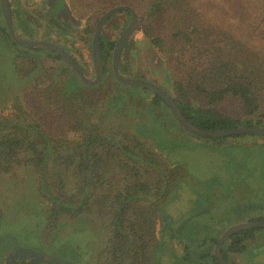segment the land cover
<instances>
[{"label": "rangeland", "instance_id": "rangeland-1", "mask_svg": "<svg viewBox=\"0 0 264 264\" xmlns=\"http://www.w3.org/2000/svg\"><path fill=\"white\" fill-rule=\"evenodd\" d=\"M25 1L33 10L22 9ZM87 1L69 0L71 7L61 8V0H57L53 10V0H41L47 3L43 8L36 7L38 0H15L13 8L16 25L22 29L36 27L32 19L38 15L36 9H40L41 19L49 14L54 16L58 28L65 32L62 38L67 37L66 50L71 52L70 45L79 47L78 58L85 64V73L93 77V31L85 33L83 24H95L99 14L87 10ZM190 3L203 41L227 50H248L253 62L264 68V0H190ZM128 19L125 11L111 15L101 29L102 38L115 41ZM139 36L134 29L126 41L119 61L120 72L166 86L167 73L161 57L149 41L144 38L138 41ZM19 50L22 48L0 31V112L8 111L19 97L26 95L34 78V73L20 77L15 72L13 61ZM29 51L43 55V50ZM204 61V57L198 59V63ZM103 76L94 84L78 81L77 89L68 88L63 95L54 90L51 96L67 107L62 119L64 136L70 135L69 126L78 128L95 123L105 131L137 137L156 152L161 162L181 168L171 191L160 203L163 219L154 248L155 264L189 261L203 264L206 258H198L196 251L204 249L211 235L230 224L264 217V135L213 139L192 134L178 124L164 104L150 103L152 93L148 89L124 84L110 73L104 79ZM50 131L57 134L56 128ZM257 137H262V141H257ZM22 152L18 156L23 158L12 162L10 170L0 171V249L16 252L19 258H12L15 264L24 263L25 259L20 257L24 247L46 252L65 264H93L96 252L106 240L97 201L92 200L90 208L74 216L61 215L56 226L48 228L44 218L47 197L41 189L40 169L27 159L30 153ZM44 173L49 181L57 180L51 158ZM64 180L68 188L74 178L67 173ZM256 229L258 238L251 239L252 249L264 242V227ZM253 251L241 256L249 257Z\"/></svg>", "mask_w": 264, "mask_h": 264}, {"label": "trees", "instance_id": "trees-1", "mask_svg": "<svg viewBox=\"0 0 264 264\" xmlns=\"http://www.w3.org/2000/svg\"><path fill=\"white\" fill-rule=\"evenodd\" d=\"M116 3L128 4L136 11L137 40L149 41L161 57L167 73L163 87L189 121L209 129L264 126V68L253 62L248 50H227L203 41L190 0H88L85 5L100 15ZM84 26L85 33L94 31L95 24L86 22ZM7 36L22 48L14 56L15 72L20 77L34 73V78L26 95L8 111L0 112V171L10 170L12 162L20 158L26 160L22 151L30 153L27 159L40 169L41 189L47 197L44 218L48 228L55 227L61 215L74 216L96 200L106 240L93 264H155L154 248L163 219L160 203L181 168L161 162L137 137L105 131L95 123L69 126L70 135L64 136L62 119L67 107L51 95L57 89L66 94L68 88L77 89L78 81H83L55 52L26 48ZM100 43L104 76L110 73L116 79L111 69L114 40L105 41L101 33ZM29 49L43 50V55H34ZM201 57L205 61L198 63ZM37 68L40 71H35ZM148 90L152 93L150 103H162L169 111L160 95ZM53 128L57 134L50 131ZM239 135L244 134L207 137ZM21 152L23 157L18 156ZM49 158L58 175L52 182L44 173ZM67 173L74 178L68 188ZM254 229L232 233L221 246L223 256L239 252ZM219 234L211 235L204 249L196 251L198 258H206L203 264H218L213 247ZM3 251L0 249V264Z\"/></svg>", "mask_w": 264, "mask_h": 264}, {"label": "water", "instance_id": "water-1", "mask_svg": "<svg viewBox=\"0 0 264 264\" xmlns=\"http://www.w3.org/2000/svg\"><path fill=\"white\" fill-rule=\"evenodd\" d=\"M0 6L3 14V18L8 30L10 37L20 46L26 48H44L49 49L56 54H58L70 67H72L75 72L78 74L80 79L86 84H94L101 80L104 73V64L101 54V43H100V34L101 29L105 21L113 14L118 11H125L129 14L128 23L122 29L118 37L115 39L112 53H111V69L117 80L127 85H135L145 87L152 90L153 92L160 95V97L165 101L167 107L174 117V119L180 124L184 129L189 131L192 134L204 136V137H218V136H228L234 134H251V135H264V126L263 125H239L234 127H223L216 129H209L200 127L191 121H189L183 113L180 111L177 106L174 98L168 93V91L162 87L160 84L151 81L149 79L135 77L130 75H124L119 70V61L121 57V52L126 41L134 31L137 24V15L134 8L125 3H118L102 12L95 22V28L92 33L91 39V59L92 67L94 71L93 77L88 76L83 70L80 63L71 55L65 48H63L58 43L47 40V39H34V38H24L20 36L13 24L12 11L10 8L9 0H0ZM252 227H264V218L253 219L246 221H239L227 226L217 237L214 247L213 254L216 258L218 264H232L229 262L221 252V246L224 241L234 232ZM23 254H20V257L23 256V264H65L62 261H59L55 256L50 255L46 252L35 250L32 248H21ZM16 255V256H14ZM12 258L17 259L16 252H12L11 249L4 250L1 255L2 264H15ZM11 259V260H10ZM19 264V263H18Z\"/></svg>", "mask_w": 264, "mask_h": 264}, {"label": "flooded vegetation", "instance_id": "flooded-vegetation-1", "mask_svg": "<svg viewBox=\"0 0 264 264\" xmlns=\"http://www.w3.org/2000/svg\"><path fill=\"white\" fill-rule=\"evenodd\" d=\"M56 1L57 0H53L54 4L51 5L53 10H56V8L54 7L55 3H57ZM14 3H15V0H9L10 8H11V11H12L13 24H14V27H15L17 33L20 36H22L24 38H34V39H47V40H51V41H54V42L58 43L63 48L67 49V47H68L67 45L68 44H66V42L68 40L65 39L67 37H65V38L63 37L62 38V35H64L65 32L64 31H61L60 28H58V24L59 23L56 21V18L54 16H52L51 14H49V17L48 18L41 19L42 14L39 13L40 9H36L38 15H34V17H32L33 21L36 24V27H33L32 26V28L29 27L28 29H26V28L22 29V28H20V27H18L16 25L17 18H16V14H15L14 8H13V4ZM23 3H24V5L21 6L23 10L27 11V9H32V8L29 7L28 2L25 1ZM35 5H37L36 6L37 8H39V6H41L40 8H43V7H45L47 5V3L46 2L41 3V0H38V2ZM63 7H67V8L68 7H71L69 0H61V8H63ZM69 10H70V8H69ZM0 17L2 18V22L0 21V31H1L2 34L6 33L8 35L9 33H8V30H7V27H6L4 18H3L1 6H0ZM83 26H84V24H83ZM78 48L75 45H74V47L72 45H70V51H71L70 53H71L72 56L75 57V59L80 63V65L82 66L83 70L85 71V69H86L85 64L78 58V55H80L79 54L80 51H79ZM78 230L80 231L82 229H78ZM225 258L229 262H231L232 264H241V263L237 262L235 260V258H233L232 256H230L228 254V252H227V256Z\"/></svg>", "mask_w": 264, "mask_h": 264}, {"label": "crops", "instance_id": "crops-1", "mask_svg": "<svg viewBox=\"0 0 264 264\" xmlns=\"http://www.w3.org/2000/svg\"><path fill=\"white\" fill-rule=\"evenodd\" d=\"M261 138L262 137H257L256 140L262 141ZM260 218H264V217L263 216H256L255 218H251L248 220L260 219ZM255 235H256V233L254 230L250 237L245 238V240H243V242H242L243 247L239 252L238 251L228 252V254L230 256H232L233 258H235V260L241 264H264V242L262 244H260L256 249H252L251 247H253V245L252 246L250 245L251 239H253L255 237ZM256 237L258 238V236H256ZM249 250H254L253 253H251L252 254L251 256H249V257L241 256V253H243V254L248 253Z\"/></svg>", "mask_w": 264, "mask_h": 264}]
</instances>
